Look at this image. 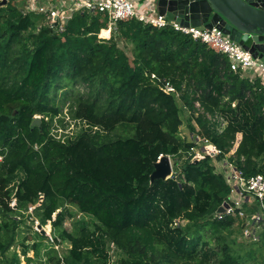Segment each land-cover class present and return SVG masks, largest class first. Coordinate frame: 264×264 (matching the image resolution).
<instances>
[{
    "label": "trees",
    "instance_id": "obj_1",
    "mask_svg": "<svg viewBox=\"0 0 264 264\" xmlns=\"http://www.w3.org/2000/svg\"><path fill=\"white\" fill-rule=\"evenodd\" d=\"M22 3L0 1V264H20L21 256L30 262L29 250L35 255L37 243L25 241L19 255L8 254L17 216L29 207L40 228L49 224L55 239L68 243L61 257L53 247L47 251L50 264H246L254 258L252 250L234 251L227 235L237 222L244 226L238 211L250 215L258 203H231L233 212L225 213L222 204L234 188L214 160L227 158L244 179L264 176L261 77L230 70L224 55L189 35L136 19L118 22L113 37H98L107 19L90 12L72 14L62 33L48 26L34 33L41 15L24 13ZM117 35L130 44L131 57ZM62 88V97L76 89L67 111L82 124L63 138L52 133L54 119L63 120L56 101ZM195 103L223 118L220 132L215 122L190 114ZM186 113L198 126L190 140L178 134ZM196 135L219 153L192 159ZM161 156L176 159L174 172L151 181ZM66 205L89 220L63 228L72 217ZM256 232L264 246V226Z\"/></svg>",
    "mask_w": 264,
    "mask_h": 264
},
{
    "label": "built area",
    "instance_id": "obj_2",
    "mask_svg": "<svg viewBox=\"0 0 264 264\" xmlns=\"http://www.w3.org/2000/svg\"><path fill=\"white\" fill-rule=\"evenodd\" d=\"M22 2L24 13H35L44 16L47 20V26L57 34L64 32L70 16L79 12L103 14L107 19V29L105 31H108V33L111 32L112 28L117 27L118 22L131 19H136L157 28L169 27L174 31L189 35L192 39L200 41L214 52L224 55L229 62L230 70L238 71L244 77L259 76L264 84V59L253 57L240 44L231 40L228 35L215 27L207 29L184 25L158 13L146 14L138 11L132 0H22ZM164 88L168 93L173 94L177 101H180V92L171 83L166 82ZM208 119L209 122L216 123L219 132L225 125L223 118L217 114H209ZM194 140L196 146H200L201 152L197 156L192 155V159L198 160L206 154L212 155L208 151L209 148H212L214 155L219 153V150L211 145L206 138L196 135ZM196 146L191 148L192 153ZM201 147L203 148L201 149ZM228 165L229 167L224 168V171L234 190L229 197V201L222 204V210L225 213L233 212L234 209L231 203L235 208L241 207L242 203L249 206L252 200L258 203V209L250 215H247L243 209L238 211V217L244 219L243 237L246 241L253 242L257 239L256 230L264 226V176L255 175L244 179L232 163L229 162ZM11 204H14V200ZM109 247L112 248L115 256L114 245L111 243Z\"/></svg>",
    "mask_w": 264,
    "mask_h": 264
},
{
    "label": "rangeland",
    "instance_id": "obj_3",
    "mask_svg": "<svg viewBox=\"0 0 264 264\" xmlns=\"http://www.w3.org/2000/svg\"><path fill=\"white\" fill-rule=\"evenodd\" d=\"M5 2V0H0ZM21 1L22 0H16V4L18 5V7H21ZM42 26H47V20L44 16L38 17L35 20V27L33 29V32L36 33L38 32V30L40 29V27ZM105 31L101 32L98 34V37L101 38L103 36L105 37H110L112 35H115V33L117 32V27H114L111 29V32L107 33L106 35L104 33ZM113 37V36H112ZM116 39H118V44L121 46V48H123L125 50V52L131 57L130 55V44L127 43L126 46H124V41L122 39H120V37L115 36ZM124 44H123V43ZM131 59V58H130ZM80 92H85L86 89L84 86L82 85H78L76 87ZM71 91V90H70ZM67 92L65 95H63L62 97V93L64 92V89H59L58 91H56L57 93V97H56V101L59 102L60 105H62V114H61V118L63 119L61 122H58L57 119L55 118L53 121V128H52V133H55L57 136L60 137H64L66 135H73L76 132L79 131L80 127H82L81 123L76 122L75 120H72L70 118V116L68 115V111H67V106L70 103L71 99H72V95L75 93L76 89L74 91L71 92ZM52 94V93H51ZM60 99V100H59ZM194 110L192 112H190V114H192V116H197V115H202L203 118L206 119V121H209L208 119V115L206 112H204L202 110V108L198 105L195 104L194 106ZM185 117L183 118L182 124L179 127L178 130V134L180 135L181 138H185L190 140L192 135H195L196 130L198 128L196 122L194 121V119L189 118V114L186 113ZM188 115V116H187ZM39 116H35L34 119L36 120V118ZM38 123V120L36 121ZM193 130V131H192ZM239 137V135H238ZM203 147H201L202 149ZM210 153H212V155H214L215 153L212 152V148H209L208 150ZM200 146H196L193 150V155L197 156L200 153ZM229 154H227L228 157ZM185 157L184 154L181 155L180 159L183 160ZM178 159V160H180ZM176 159L175 158H171L169 157V162L171 165V174L174 172V161ZM159 161V160H158ZM214 163L216 164L217 168L219 171H224V168H227V166L229 167L228 163V159H220V160H214ZM66 208L68 209V211H70L72 213V217L69 219H66L63 223V228H66L68 230H72L73 229V225L74 222L78 221V220H89L88 216H85L83 214H81L80 212H78V210L76 209V207L72 206V205H66ZM22 215H18L17 216V221L19 222V226L17 228L16 231V238H15V242L13 244V246H11L8 254L13 253V252H17L18 255L21 253L20 252V246L19 243L20 241H25V243H29L28 245H30L32 242L37 243V250L35 255L33 254L32 250L28 251V256L31 257V261L30 262H25L23 260V257H20V264H50L51 260L49 258V255L47 254V251L53 247L56 251L57 256H63L67 249H68V243L64 240H60V239H55V236L57 235L56 232L54 233L51 230V227L49 224L44 225L42 228H40V225H38V220L35 218L32 207H29L27 209V211H23ZM42 230L43 235H37V232L39 230ZM243 230H245V228H243L240 225V222H237L233 227H232V232L230 235H227L228 241L229 243L232 245L233 250L237 251L238 253L242 254V255H246L247 252H249V250H252L254 253V258L249 259L247 261L246 264H264V246L261 245V243L256 239L253 242H249L246 241L244 239H241L240 235L243 236ZM53 240V241H52ZM108 254L109 256H111V259H114L115 256L113 255L112 252V248L108 249Z\"/></svg>",
    "mask_w": 264,
    "mask_h": 264
},
{
    "label": "water",
    "instance_id": "obj_4",
    "mask_svg": "<svg viewBox=\"0 0 264 264\" xmlns=\"http://www.w3.org/2000/svg\"><path fill=\"white\" fill-rule=\"evenodd\" d=\"M156 12L181 24L215 27L253 57L264 59V0H150ZM40 117L34 119V124ZM171 175L168 156L154 164L150 180Z\"/></svg>",
    "mask_w": 264,
    "mask_h": 264
},
{
    "label": "crops",
    "instance_id": "obj_5",
    "mask_svg": "<svg viewBox=\"0 0 264 264\" xmlns=\"http://www.w3.org/2000/svg\"><path fill=\"white\" fill-rule=\"evenodd\" d=\"M136 9L146 14H157L153 3L150 0H132Z\"/></svg>",
    "mask_w": 264,
    "mask_h": 264
},
{
    "label": "bare ground",
    "instance_id": "obj_6",
    "mask_svg": "<svg viewBox=\"0 0 264 264\" xmlns=\"http://www.w3.org/2000/svg\"><path fill=\"white\" fill-rule=\"evenodd\" d=\"M106 33H108V31H106Z\"/></svg>",
    "mask_w": 264,
    "mask_h": 264
}]
</instances>
